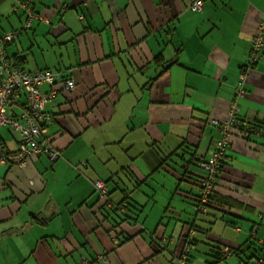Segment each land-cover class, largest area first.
Returning <instances> with one entry per match:
<instances>
[{
    "label": "crops",
    "instance_id": "obj_1",
    "mask_svg": "<svg viewBox=\"0 0 264 264\" xmlns=\"http://www.w3.org/2000/svg\"><path fill=\"white\" fill-rule=\"evenodd\" d=\"M24 1L46 19L0 55L21 70L61 71L75 86L57 82L44 106L52 121L43 135L60 158L0 163V264H181L190 228L186 264H246L249 241L264 245V141L231 131L204 215L193 160L221 136L212 121L228 118L264 0H202L197 11L193 0H0V38L23 27ZM261 55L236 114L264 129V46ZM18 137L0 127L8 150ZM94 179L107 181L115 207Z\"/></svg>",
    "mask_w": 264,
    "mask_h": 264
},
{
    "label": "built area",
    "instance_id": "obj_2",
    "mask_svg": "<svg viewBox=\"0 0 264 264\" xmlns=\"http://www.w3.org/2000/svg\"><path fill=\"white\" fill-rule=\"evenodd\" d=\"M20 2V0H17ZM202 0H193L189 8L193 11L201 9ZM25 14L23 27L18 30H12L3 34L0 38V53L2 44L13 40V37L23 31L24 28L31 26L33 20H45L46 18L36 13L28 2L21 3ZM81 18V17H80ZM264 46V13L258 21L257 27L251 36L248 47V61L242 66L239 78L238 89L230 105L229 115L225 121H212L221 132L220 138L216 141L212 153L208 157L198 156L196 166L201 170L198 180V194L195 211L205 213L208 205L216 193V183L220 174L223 160L226 154V148L229 143L231 131L242 129L245 133L260 135L264 141V129L255 128L248 121L237 118L236 100L244 92L242 85L246 80L248 71L251 66L261 59V52ZM59 82L63 89H71L74 82L61 71H54L47 68H37L33 71L21 70L13 67L11 63L0 55V126H9L16 130L20 136L19 145L16 152H8L0 144V163L24 165L25 162L41 152H47L51 160L59 157L50 141L44 137L45 127L52 121V117L44 111L45 103L54 97V84ZM46 83L51 86V91L43 92L40 85ZM23 93L25 96V105L17 115L7 114L8 107L17 97ZM95 186L101 193L106 192L105 183L100 180L94 181ZM191 230V234H192ZM254 231L252 232V235ZM189 250V243L185 240L180 263L186 264V255ZM264 252V250H263ZM248 264H264V256L252 258Z\"/></svg>",
    "mask_w": 264,
    "mask_h": 264
},
{
    "label": "trees",
    "instance_id": "obj_3",
    "mask_svg": "<svg viewBox=\"0 0 264 264\" xmlns=\"http://www.w3.org/2000/svg\"><path fill=\"white\" fill-rule=\"evenodd\" d=\"M36 13H37V11H36ZM18 29H20V28H18ZM18 29H16V30H18ZM238 82V81H237ZM239 87H238V84L235 86V91L238 89ZM242 90L244 91V84L242 85ZM236 94V92H234V95ZM20 97H23V99H24V101H23V104H22V107L25 105V96H24V94L23 93H21L20 94V96H18L17 97V99L19 100V98ZM17 100V101H18ZM17 101H15V102H13L11 105H14V104H16L17 103ZM10 105V106H11ZM9 106V107H10ZM45 111V110H44ZM46 112V111H45ZM12 115V114H11ZM252 126H254L255 128H260V127H258V126H255V125H253L252 124ZM1 127V126H0ZM6 127H9V126H6ZM10 128V127H9ZM12 129V128H11ZM19 136V135H18ZM19 139H20V136L18 137V141H17V146H16V149L15 150H8L7 148H5V146L3 145V143L1 142V140H0V144L5 148V150L6 151H8V152H16L17 151V149H18V145H19ZM59 152V151H58ZM41 154H45L46 156H47V158L49 159V161L50 162H54L55 160H57L58 158H60V152H59V157L57 158V159H55V160H51L50 158H49V155H48V153L47 152H41L39 155H41ZM226 155V154H225ZM196 159H197V157H195V160H193L194 161V163L196 162ZM224 161V160H223ZM83 165H85L86 166V163H83ZM200 178V177H199ZM97 180H100V181H102L103 183H105V186H106V192L103 194V193H101V191H99L98 190V188L95 186V184H94V181H97ZM199 180V179H198ZM92 185H93V188H94V190L96 191V193L99 195V196H101V197H104L105 198V205H107V206H109V207H111V206H114L115 207V205L109 200V190H108V183H107V181L105 182V181H103V180H101V179H94V180H92ZM215 195V194H214ZM124 200H125V198H124ZM125 201H123L122 203H124ZM118 207H119V205H118ZM208 207H209V205H208ZM207 212V211H206ZM206 212L205 213H197L196 212V214H202V215H204V214H206ZM253 226L251 227V229H250V238H251V236H252V238H254L255 239V241L257 242V240H258V238L256 237V228H257V226H258V224L256 223V222H254L253 224H252ZM191 230H192V232H193V228L191 229H189V231H188V234L185 236V240H187V242L189 243V249L192 247V234H191ZM254 231V236L252 235V232ZM248 244H250L249 246H247L248 248H253L252 249V251H251V254H250V256L248 257V260H247V262H246V264H248L249 263V261L252 259V258H260V257H262V256H264V252H263V250H264V245L262 246V245H259V246H257V247H255L254 246V243L250 240L249 241V243ZM259 244V243H258ZM219 252H223V253H226V252H228V250L226 249V248H224V250L222 251V248H219ZM188 253H189V250L187 251V255H188ZM186 255V256H187ZM102 256H100L99 258H101Z\"/></svg>",
    "mask_w": 264,
    "mask_h": 264
},
{
    "label": "rangeland",
    "instance_id": "obj_4",
    "mask_svg": "<svg viewBox=\"0 0 264 264\" xmlns=\"http://www.w3.org/2000/svg\"><path fill=\"white\" fill-rule=\"evenodd\" d=\"M71 79V78H70ZM73 81V80H72ZM75 85L73 84V87H74ZM60 87H61V84H60ZM72 87V88H73ZM9 108V107H8ZM7 114H9L8 112H7ZM9 115H11V114H9ZM52 144V143H51ZM53 146V145H52ZM54 147V146H53ZM218 178H219V176H218ZM217 184V183H216ZM213 199V198H212ZM256 237H257V235H256Z\"/></svg>",
    "mask_w": 264,
    "mask_h": 264
},
{
    "label": "bare ground",
    "instance_id": "obj_5",
    "mask_svg": "<svg viewBox=\"0 0 264 264\" xmlns=\"http://www.w3.org/2000/svg\"><path fill=\"white\" fill-rule=\"evenodd\" d=\"M21 110H22V109H21ZM20 112H21V111H20ZM20 112H19V113H20ZM19 113H17V114H19ZM17 114H12V115H17Z\"/></svg>",
    "mask_w": 264,
    "mask_h": 264
}]
</instances>
